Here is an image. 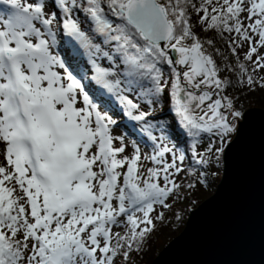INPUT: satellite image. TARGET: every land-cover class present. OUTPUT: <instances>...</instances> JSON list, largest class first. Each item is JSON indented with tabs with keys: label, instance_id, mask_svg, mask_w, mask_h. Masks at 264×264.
Instances as JSON below:
<instances>
[{
	"label": "snow or ice",
	"instance_id": "obj_1",
	"mask_svg": "<svg viewBox=\"0 0 264 264\" xmlns=\"http://www.w3.org/2000/svg\"><path fill=\"white\" fill-rule=\"evenodd\" d=\"M245 88L264 90V0H0V264L130 261L180 177L207 185L241 139Z\"/></svg>",
	"mask_w": 264,
	"mask_h": 264
},
{
	"label": "water",
	"instance_id": "obj_2",
	"mask_svg": "<svg viewBox=\"0 0 264 264\" xmlns=\"http://www.w3.org/2000/svg\"><path fill=\"white\" fill-rule=\"evenodd\" d=\"M153 264H264V109L248 110L216 192Z\"/></svg>",
	"mask_w": 264,
	"mask_h": 264
},
{
	"label": "rangeland",
	"instance_id": "obj_3",
	"mask_svg": "<svg viewBox=\"0 0 264 264\" xmlns=\"http://www.w3.org/2000/svg\"><path fill=\"white\" fill-rule=\"evenodd\" d=\"M64 38L61 37V40ZM228 73H222L227 75ZM85 83H87L85 81ZM91 91V86H89ZM229 94L233 97H239L237 103L238 106H242L244 109L249 110L252 108L264 109V90L257 89L255 92H250L248 89H230ZM132 127L131 129H128ZM132 129L136 133H132ZM115 133L124 134L127 141H136L142 154H150L153 150L152 142L146 138V135L142 134L137 127H134L131 123L126 120H122L120 124L115 128ZM138 131V132H137ZM154 134H159L158 131L154 130ZM174 139L175 136H173ZM207 143V140L203 141ZM188 143H181L179 147L187 154L188 149L185 147ZM202 150V149H201ZM128 152H132V148H128ZM144 167L150 166L147 161H142ZM184 167H191L195 170L198 166L186 159ZM202 170V169H201ZM224 171V160L221 159L219 165L213 163L208 168L207 185L199 184L194 189L187 188L189 182H195V177L190 176L187 173L182 175L180 179L183 181L184 187L179 193L173 196L168 203L172 205L171 209H165L157 206V212L164 213V219L162 221L157 220L155 222V231L151 233L146 242L144 243L142 250L139 252H133L130 261H124L120 258L117 264H152L155 258H157L185 229L191 214L194 211V206L198 203L197 199L206 201L210 198L217 190L218 185L222 179ZM155 215V213L153 214ZM177 217H180L177 219ZM114 231L123 232L124 229L117 227Z\"/></svg>",
	"mask_w": 264,
	"mask_h": 264
},
{
	"label": "trees",
	"instance_id": "obj_4",
	"mask_svg": "<svg viewBox=\"0 0 264 264\" xmlns=\"http://www.w3.org/2000/svg\"><path fill=\"white\" fill-rule=\"evenodd\" d=\"M195 20L196 18L193 17V23L195 24ZM197 34H199V36L201 37V39H205V38H212L215 40V46L220 48L223 52H225V54L227 53V45L225 44V42L223 40H221L217 34L215 32H203L201 31V29L199 27H194L193 29ZM207 47V46H206ZM165 109H167V105H165ZM163 117H169V114L167 113V111L165 110V112L163 113ZM174 139V138H173ZM175 140V139H174ZM184 142V138L181 137L180 140L178 141L179 144ZM188 149V144L185 146ZM222 177V176H221ZM198 203L195 204L194 209L196 210L201 204H203V201H201L202 199H197ZM192 215V214H191ZM157 258L154 259V261L152 262V264L155 262Z\"/></svg>",
	"mask_w": 264,
	"mask_h": 264
},
{
	"label": "bare ground",
	"instance_id": "obj_5",
	"mask_svg": "<svg viewBox=\"0 0 264 264\" xmlns=\"http://www.w3.org/2000/svg\"><path fill=\"white\" fill-rule=\"evenodd\" d=\"M132 127H129L128 129H131ZM132 133H136V131H134L133 129H132V131H131ZM138 132V131H137Z\"/></svg>",
	"mask_w": 264,
	"mask_h": 264
}]
</instances>
